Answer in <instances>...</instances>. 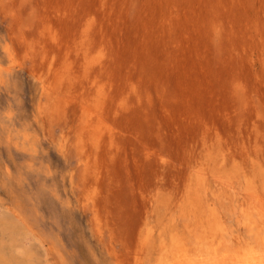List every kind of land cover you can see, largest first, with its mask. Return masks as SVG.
I'll return each mask as SVG.
<instances>
[{
	"label": "rangeland",
	"instance_id": "374dc122",
	"mask_svg": "<svg viewBox=\"0 0 264 264\" xmlns=\"http://www.w3.org/2000/svg\"><path fill=\"white\" fill-rule=\"evenodd\" d=\"M258 206L264 0H0V264L256 243Z\"/></svg>",
	"mask_w": 264,
	"mask_h": 264
},
{
	"label": "bare ground",
	"instance_id": "6f19581e",
	"mask_svg": "<svg viewBox=\"0 0 264 264\" xmlns=\"http://www.w3.org/2000/svg\"><path fill=\"white\" fill-rule=\"evenodd\" d=\"M256 209L261 216V221L258 223L257 221L256 223L254 222L255 224H253L252 228L257 235L256 243L238 240L237 245L231 247L225 243V239H216V237L213 240L204 242L203 245H199L197 247H188L185 243H181V246H179L172 254L166 253L167 256L163 258V262L161 264H264V206L262 208L258 206ZM4 222H7V224H4ZM4 222H0V224H2L0 225L1 229H10L12 232L17 230L15 222L10 220H4ZM207 227L210 228V226ZM187 233L189 234V232ZM201 233L203 234V232ZM237 238L240 237L238 236ZM11 244H15L13 237ZM9 257L13 260L12 256Z\"/></svg>",
	"mask_w": 264,
	"mask_h": 264
}]
</instances>
